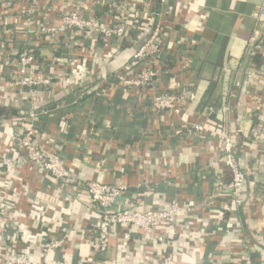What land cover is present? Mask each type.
Segmentation results:
<instances>
[{
  "label": "built area",
  "instance_id": "obj_1",
  "mask_svg": "<svg viewBox=\"0 0 264 264\" xmlns=\"http://www.w3.org/2000/svg\"><path fill=\"white\" fill-rule=\"evenodd\" d=\"M160 2L165 7L155 10L150 0H0V91L10 94L13 101L29 103L27 109L21 105L18 113L4 117V122L0 119V223L9 228V241L0 239V264H44L33 261L32 245H39L41 256L69 245L67 233L51 235L55 224L51 222V207L37 204L30 197L39 190L31 186L29 172L48 179L45 193L67 202V207L82 194L88 196L89 212L94 213L97 221L90 223L85 219L80 223L83 244L91 250V260L85 258L80 264L93 263L97 256L103 259L99 263L116 264L110 258L109 246L114 236L120 241L119 258L137 260L141 252L152 264H171L177 255L190 264H259L251 236L240 222L226 221L225 229L215 230L210 226L222 219L221 211L217 213L221 218H208L203 225L195 224L193 218L198 215L197 209L201 213L207 211L222 196L229 197L234 211L255 202L263 205L262 197L248 192L247 180L251 177L255 182L259 174L264 175V123L258 120L254 127L253 141L260 160L259 168L254 170L240 165L231 134L212 128L214 106H197L190 113L188 108L195 92L191 85L179 80L188 72L189 59L178 48L163 57L170 42L174 49L178 44L190 43L178 32L188 26L179 20L176 0ZM133 23L137 32L132 38L129 32ZM80 35L90 38L88 46L76 45L77 41L70 46V39ZM13 38L19 41L14 43ZM63 49L69 50L71 56H62ZM122 52L128 55L127 59L117 66L111 65ZM256 54L260 56V65H264V24L253 37L251 55ZM167 60H172L171 68L162 62ZM249 66L255 68L251 62ZM73 86L78 93L76 99L90 90L96 97L111 101L117 90L122 100L119 108L127 119H132L135 111L150 113L154 118L159 114L174 118L171 135L178 137L181 149L196 153V146L204 145L211 155L204 166L191 168L187 174L188 178L203 179L207 174L213 175L215 182L210 193L200 202L179 193L172 198L157 193L158 205L143 203L142 196L154 194L146 174L149 156L153 154L139 150L137 143L145 139L153 142V138L162 141L161 132H148L153 130L140 131L139 138L143 140L136 139V146L130 140L121 141L118 146L119 152L136 165V184L80 176L56 152L59 141L65 139L66 122L55 133L43 134L39 128L41 118L55 109H65L67 104L61 102L53 109H45L32 102L38 93L47 98L56 90L68 93ZM247 92L254 108L262 110L264 86H250ZM231 103L232 99L226 105L229 113L233 110ZM189 114L198 119L190 120ZM9 121L17 124L16 132L6 129ZM86 128L89 126L81 132ZM105 162L103 154L96 162L97 169ZM169 174L165 170L163 175ZM200 232H205L207 240L219 235V240L227 238V258L205 263L203 257H197L196 238L204 242L206 237Z\"/></svg>",
  "mask_w": 264,
  "mask_h": 264
},
{
  "label": "crops",
  "instance_id": "obj_2",
  "mask_svg": "<svg viewBox=\"0 0 264 264\" xmlns=\"http://www.w3.org/2000/svg\"><path fill=\"white\" fill-rule=\"evenodd\" d=\"M150 2L155 10L165 7L160 0H150ZM176 5L177 9H180V22H184L188 26L187 29L179 28L178 32L180 35H184L190 43L178 44L174 49L170 42L166 45V53H163V57L170 56L178 48V51L185 54L189 59L188 72L185 76L179 77L181 83L184 81L191 85L195 92L194 101L188 110L193 113L197 106H200L199 104L205 98V89L209 79L222 82L223 76L229 74L226 67L227 58L235 60L236 57H239L238 61L236 60V70L232 71L227 79L231 92L223 108L227 111L226 117H228L230 127H232V124H236L243 130L245 138H234L240 165L257 170L260 163L259 151L254 145L253 136L255 135L256 122L259 120L264 123V104L262 110L257 111L247 98V91L250 86L256 88L264 86V74L261 75L258 71L259 69L264 70V65H261L257 70L249 66L253 37L256 30L263 27L264 24V0H176ZM99 13H102V11H99ZM196 28L198 30H194ZM18 41V38H13L14 43ZM75 41L79 42L76 45L87 47L90 38L87 39L84 35L72 37L70 46L75 44ZM61 54L64 57L71 56L67 49H63ZM127 57L128 55L122 52L116 55L110 64L117 66L120 62L125 61ZM103 68H105L104 64ZM173 69L175 72L177 69L175 65ZM251 71L255 72L254 76H251ZM0 75L2 76L1 64ZM173 82L174 79L171 84ZM233 90L236 91L235 95ZM87 92L91 91L87 90ZM87 92L85 94H89ZM119 93L116 90L111 101L96 97L93 94L89 96L86 102L83 101L84 98L82 97L75 101L76 96L72 94L68 97L72 101L66 105L65 109H55L48 116L41 118L39 128L43 134L45 132L55 133L63 126L62 122L65 121L67 124L65 139L59 141L56 152L66 163L71 164L84 179L99 177L106 180H121L131 186L139 181V174H137L135 163H132L127 155L119 152V143L135 139L133 145L136 146V139L143 140V138H139L140 131L153 130L148 131L152 134L161 132L162 136H159L162 137V141H160V138H153V142L150 139H145V141L137 143L139 150H145L146 153L153 154L149 156L146 174L152 181L154 194L142 196L143 203L146 206H152L156 200L158 201L159 194L157 195V193L160 192L167 194L168 198H172L176 193H179L186 195V198L193 199L194 202H200L214 187L215 177L207 174L205 179L198 176L188 178L187 174L191 168L204 166L208 162L211 155L206 151L207 147L204 145L196 146V153L189 148L181 149L178 137L171 135V126L174 124L175 119L165 117L163 114H159L154 118L150 113L143 114L135 111L132 119H127L119 108L122 102ZM232 93L233 97L231 98ZM64 96L66 97L67 93L61 90L54 91L47 98L38 93L32 97V102L40 108L42 105ZM231 99L233 110L229 113L226 105ZM0 103L18 109L21 108V105H23V109H27L29 106L28 104L25 107L28 101L23 104L19 99L13 101L10 94L2 93V91H0ZM83 111L91 112L92 116L84 117ZM253 112L259 114V119L255 122ZM195 119H198L197 115L190 116V120L195 121ZM84 126H89V129L86 128L85 132H81ZM5 127L11 133L16 132L18 129L17 124L10 121L7 122ZM91 133L97 134L91 136L93 135ZM234 134L235 132H233ZM103 154L106 155V162L103 167L97 169L96 162L102 158ZM165 170L170 173L167 177L163 175ZM28 176L30 177L31 186L39 190L35 194L32 193L30 197L35 198L37 204H45L51 207V222L55 223L51 235L67 233L69 237L68 246L55 249L45 256L40 255L39 245H32L31 255L33 261L44 264H80L85 258L91 260L90 257L88 258L91 250L83 244L85 243L82 239L83 230L80 227L82 220L86 219L90 223L97 221L94 213L89 212L90 202L88 196L82 194L76 202H71L67 207V202L60 201L51 193H45L50 184L48 179L37 176L32 172H29ZM247 181V187L250 188L252 178L249 177ZM255 183H257L256 186L261 183V187L263 186L264 189V175L259 174ZM251 188L255 187L252 186ZM228 198L219 197L215 205L210 206L207 211L202 213L199 211L200 208L197 209L198 215L193 218L194 223L202 222L203 225L204 221L208 223V220H206L208 218H219L218 211H221V213L227 211L231 214L232 223L240 222L244 225L253 242V254L259 259V264H264V194L262 196L263 205L255 202L244 208L239 207L235 211L229 206ZM75 225L79 226L74 228ZM210 227L215 230H223L226 227V222L218 219V222L211 223ZM200 233L205 235V232ZM205 236L204 242L199 237L196 238L197 248L198 245L199 248L198 251L196 249L197 253L195 255L203 257L205 263H208L209 260L226 259L229 246L228 239L223 238L220 241L221 235H219V237L211 236L207 240V235ZM0 239L9 241V228H4L2 223H0ZM119 242V239L115 236L111 238L109 246L111 251H114V249L115 251L114 256L110 252V258L116 264H140L134 258L118 257L120 252V249H117ZM139 258L144 264H152L144 253L140 252ZM182 258L184 257L180 255L174 256L171 264H184ZM95 259L93 263L90 261L88 264H102L99 263V260H103L101 257L97 256Z\"/></svg>",
  "mask_w": 264,
  "mask_h": 264
},
{
  "label": "trees",
  "instance_id": "obj_3",
  "mask_svg": "<svg viewBox=\"0 0 264 264\" xmlns=\"http://www.w3.org/2000/svg\"><path fill=\"white\" fill-rule=\"evenodd\" d=\"M131 25L132 26L130 28L129 34L133 38L135 36L137 30H136V27L133 26L134 23ZM238 59H239V57H236L235 60H233L231 58H227L229 64L227 63L226 67H227V73H229V74L228 75L226 74L225 76H223L222 82L217 81L216 79L215 80L209 79L207 86H206V89H205V94H204L205 98L199 104L200 106H202L204 104H212V106H214L215 113L212 115V117L210 119V123H211L212 128H214L215 130L217 129L223 133L231 134L233 139L234 138L235 139L245 138L243 136V130H242V128H240V126H236V124H232L231 125L232 127H230V122L228 121V117H226L227 111L223 107L226 104V100L228 99V96L231 92V88L227 84V81H228L227 79H228L229 75H231L232 71L236 70V68H237L236 67L237 66L236 60L238 61ZM230 60H232V61H230ZM162 62L167 63L169 68L172 67V60H167V61H162ZM250 62L255 65V68H254L255 70H257L261 67L260 56L257 54L250 56ZM258 71L261 75L264 74L263 69H261V70L259 69ZM254 73H255L254 71H251V76L252 75L254 76ZM256 73H257V71H256ZM246 84H247V82H246ZM73 88H75V86L70 88L72 91H68L66 97L64 96V97H62L56 101L48 102V103L42 105L40 108L53 109L55 104H57V102H59V101H62L63 103L68 105L72 101L71 98H68V97L71 96L72 94L73 95L78 94L76 92L77 89L75 90ZM73 90H74V92H73ZM87 93H89V94H84L83 96H81L82 98H84V100H83L84 102L88 101L89 96H92L93 94H95L94 91L87 92ZM78 99L75 98V101H77ZM18 112H19V109L17 107H13V106H10L7 104L3 105L2 103H0V119L4 120V117H6L7 115H14ZM83 116L84 117H91L92 114H91V112H84L83 111ZM253 116H254V118H253L254 122L259 119V114L257 115L256 112H253ZM233 132H235L234 135H233ZM130 141H131L130 143L133 144L135 142V139H132ZM235 149H237L236 145H235ZM251 183H252V186L255 188H251L252 186L250 188L247 187V189L249 190L248 192H250V194H252V195L262 197L264 194V189H263V186L261 187V183L258 184V186H256L257 183H255L253 181L250 182V184ZM247 184H248V182H247ZM159 194H161V192ZM158 204L159 203L156 200L152 206L155 207V205H158ZM221 214H222V220L223 221H225V222L228 221V223H232L231 214H229L227 211H222ZM117 249H119V248H117ZM114 251H115V249H114ZM114 251L113 250L111 251L112 256H114ZM136 258H138L137 259L138 263L144 264L140 260L139 255H137ZM182 259H184V264H190V263H188V260L187 261L185 260V258H182ZM222 260H224V258L217 260V262L222 261Z\"/></svg>",
  "mask_w": 264,
  "mask_h": 264
},
{
  "label": "water",
  "instance_id": "obj_4",
  "mask_svg": "<svg viewBox=\"0 0 264 264\" xmlns=\"http://www.w3.org/2000/svg\"><path fill=\"white\" fill-rule=\"evenodd\" d=\"M28 104H29V103H27L25 107H27V106H28Z\"/></svg>",
  "mask_w": 264,
  "mask_h": 264
}]
</instances>
